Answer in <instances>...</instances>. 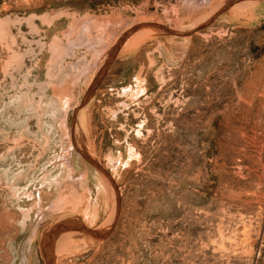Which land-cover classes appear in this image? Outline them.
<instances>
[{"label":"rangeland","instance_id":"1","mask_svg":"<svg viewBox=\"0 0 264 264\" xmlns=\"http://www.w3.org/2000/svg\"><path fill=\"white\" fill-rule=\"evenodd\" d=\"M0 264H264V0H0Z\"/></svg>","mask_w":264,"mask_h":264},{"label":"bare ground","instance_id":"2","mask_svg":"<svg viewBox=\"0 0 264 264\" xmlns=\"http://www.w3.org/2000/svg\"><path fill=\"white\" fill-rule=\"evenodd\" d=\"M57 106V105H56ZM57 109V108H56ZM47 182V181H46Z\"/></svg>","mask_w":264,"mask_h":264}]
</instances>
